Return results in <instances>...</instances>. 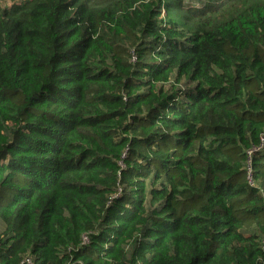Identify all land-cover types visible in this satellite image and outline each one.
Segmentation results:
<instances>
[{"label": "trees", "instance_id": "obj_1", "mask_svg": "<svg viewBox=\"0 0 264 264\" xmlns=\"http://www.w3.org/2000/svg\"><path fill=\"white\" fill-rule=\"evenodd\" d=\"M0 223V264H264V0L0 2Z\"/></svg>", "mask_w": 264, "mask_h": 264}, {"label": "built area", "instance_id": "obj_2", "mask_svg": "<svg viewBox=\"0 0 264 264\" xmlns=\"http://www.w3.org/2000/svg\"><path fill=\"white\" fill-rule=\"evenodd\" d=\"M260 148V146H255L254 148H252V149H249L248 151H247V153H248V157H247V160H246V162H247V165H246V169H247V172H248V177L250 178V155H251V152L253 151V150H256V149H259ZM251 179V178H250ZM251 181V180H250ZM85 241H87V237L86 236H83V242H85ZM262 246L264 247V239L262 240ZM25 263L26 264H30L31 263V260H30V258H28V257H26L25 259Z\"/></svg>", "mask_w": 264, "mask_h": 264}, {"label": "rangeland", "instance_id": "obj_3", "mask_svg": "<svg viewBox=\"0 0 264 264\" xmlns=\"http://www.w3.org/2000/svg\"><path fill=\"white\" fill-rule=\"evenodd\" d=\"M204 0H183V3L190 4V5H199ZM2 4H8L11 2V0H0ZM175 15H179L177 13H174ZM0 228H2V225L0 223Z\"/></svg>", "mask_w": 264, "mask_h": 264}]
</instances>
